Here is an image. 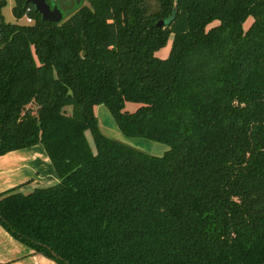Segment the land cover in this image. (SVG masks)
Wrapping results in <instances>:
<instances>
[{"label":"trees","instance_id":"16d2710c","mask_svg":"<svg viewBox=\"0 0 264 264\" xmlns=\"http://www.w3.org/2000/svg\"><path fill=\"white\" fill-rule=\"evenodd\" d=\"M5 3L0 154L42 143L60 180L0 191L2 225L60 264H264V0Z\"/></svg>","mask_w":264,"mask_h":264},{"label":"crops","instance_id":"0c3cea01","mask_svg":"<svg viewBox=\"0 0 264 264\" xmlns=\"http://www.w3.org/2000/svg\"><path fill=\"white\" fill-rule=\"evenodd\" d=\"M59 180L60 176L42 143L0 154V191L14 186H19L21 190H33L36 186H47ZM0 264L60 263L35 251L0 223Z\"/></svg>","mask_w":264,"mask_h":264},{"label":"rangeland","instance_id":"374dc122","mask_svg":"<svg viewBox=\"0 0 264 264\" xmlns=\"http://www.w3.org/2000/svg\"><path fill=\"white\" fill-rule=\"evenodd\" d=\"M56 1H49L50 3H57L63 10L64 12L72 10L75 7V0H57ZM15 5V0H6L5 5L2 7V12L4 14V17L7 21H18V22H26L25 14L17 17L13 11V6ZM252 16L248 17L247 20L245 21L244 25L248 26L251 21H252ZM171 41L172 38L168 40V43L158 49L156 51L157 54L160 56H167L170 50L171 46ZM139 106L138 102L135 101H127L126 102V109L129 110H135ZM68 111L71 110V107L69 106L67 108ZM95 111L98 115L100 126L102 130L108 134L109 136L116 138L118 140H121L125 143H128L130 145L136 146L144 151L161 155L163 154L169 147L170 145L166 142L150 139L148 137H145L143 135H126L124 134L121 129L117 126L114 117L109 109V107L104 104H98L97 107L95 108ZM88 135L91 138V145L95 147L94 141L92 139L91 133L88 132ZM24 192H28L30 190H25L22 189ZM1 223V222H0ZM2 225V223H1ZM3 226V225H2ZM4 227V226H3ZM6 228V227H4ZM10 232V231H9ZM11 233V232H10ZM12 234V233H11ZM13 235V234H12Z\"/></svg>","mask_w":264,"mask_h":264},{"label":"water","instance_id":"95a60500","mask_svg":"<svg viewBox=\"0 0 264 264\" xmlns=\"http://www.w3.org/2000/svg\"><path fill=\"white\" fill-rule=\"evenodd\" d=\"M35 5L37 11L42 14L44 19L59 22L64 18V10L57 3H50L48 0H27ZM80 3L81 0H76ZM165 23V19L161 18L157 21L158 26H162Z\"/></svg>","mask_w":264,"mask_h":264},{"label":"built area","instance_id":"2783aa9c","mask_svg":"<svg viewBox=\"0 0 264 264\" xmlns=\"http://www.w3.org/2000/svg\"><path fill=\"white\" fill-rule=\"evenodd\" d=\"M25 18H26V22H32V21H34V17H32L31 15H29L28 13H25Z\"/></svg>","mask_w":264,"mask_h":264}]
</instances>
